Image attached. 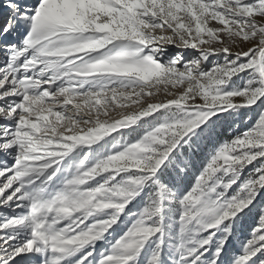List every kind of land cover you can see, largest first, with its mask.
<instances>
[{
	"label": "snow or ice",
	"instance_id": "6c2138e0",
	"mask_svg": "<svg viewBox=\"0 0 264 264\" xmlns=\"http://www.w3.org/2000/svg\"><path fill=\"white\" fill-rule=\"evenodd\" d=\"M0 264H264V0H0Z\"/></svg>",
	"mask_w": 264,
	"mask_h": 264
},
{
	"label": "rangeland",
	"instance_id": "374dc122",
	"mask_svg": "<svg viewBox=\"0 0 264 264\" xmlns=\"http://www.w3.org/2000/svg\"><path fill=\"white\" fill-rule=\"evenodd\" d=\"M244 47H245V49H247V45H245ZM175 51H176L175 49H170V52H175ZM194 55H195V53H192V52L185 53V59H189V58H191ZM252 116H253V120H255V113H253ZM251 127H252L251 123L245 124V123L241 122L239 129L227 128L224 131L221 139L228 140L232 136L238 135L239 133H241L244 130H246L248 128H251ZM206 151L204 153L200 154L199 157L197 158V160H196L197 169H199L200 165L203 164V162H204V160L206 158ZM194 178H195V172H193L188 177L187 183L190 184L194 180ZM255 223H256L255 219H249L248 221L245 222V225H244V228H243V232H242V235L240 237L241 240L246 238V237H248L249 231L253 228ZM239 247H240L239 241H234L233 242V250L239 249Z\"/></svg>",
	"mask_w": 264,
	"mask_h": 264
}]
</instances>
